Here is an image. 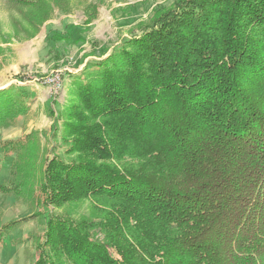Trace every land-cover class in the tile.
I'll use <instances>...</instances> for the list:
<instances>
[{"label":"trees","instance_id":"obj_1","mask_svg":"<svg viewBox=\"0 0 264 264\" xmlns=\"http://www.w3.org/2000/svg\"><path fill=\"white\" fill-rule=\"evenodd\" d=\"M7 2L48 18L44 0ZM71 94L69 158L39 166L38 186L90 209L47 217L34 264H264V0H178L73 73ZM24 95L0 89V126ZM13 169L17 196L36 169Z\"/></svg>","mask_w":264,"mask_h":264},{"label":"rangeland","instance_id":"obj_2","mask_svg":"<svg viewBox=\"0 0 264 264\" xmlns=\"http://www.w3.org/2000/svg\"><path fill=\"white\" fill-rule=\"evenodd\" d=\"M44 1L48 18L29 22L23 17L28 6L0 0V89L23 88L27 104L0 126V184L6 188L0 190V227L18 222L5 230L0 264H34L48 252L47 217L76 218L90 209L89 198L49 203L38 186L39 166L56 155L69 158L62 143V115L74 98L73 73L139 34L157 12L173 8L178 0H66L62 7ZM15 139H22L24 148H1ZM26 159L36 171L30 173L29 190L16 196L7 189L20 178L11 170H19Z\"/></svg>","mask_w":264,"mask_h":264}]
</instances>
